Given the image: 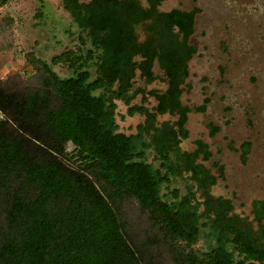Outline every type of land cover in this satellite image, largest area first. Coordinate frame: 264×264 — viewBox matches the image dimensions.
Masks as SVG:
<instances>
[{"label":"trees","instance_id":"1","mask_svg":"<svg viewBox=\"0 0 264 264\" xmlns=\"http://www.w3.org/2000/svg\"><path fill=\"white\" fill-rule=\"evenodd\" d=\"M163 1L61 0L89 41L85 56L51 58L68 76L32 59L30 83L0 80V264H264V245L235 229L231 201L196 196L216 184L207 145L181 149L199 9ZM155 65L166 89L151 93L152 110L131 106L137 73L152 83ZM116 101L144 117L135 133L119 131ZM165 115L176 119L158 122ZM240 150L244 162L250 144ZM180 182L184 193L162 194ZM255 215L264 221L263 202Z\"/></svg>","mask_w":264,"mask_h":264},{"label":"rangeland","instance_id":"2","mask_svg":"<svg viewBox=\"0 0 264 264\" xmlns=\"http://www.w3.org/2000/svg\"><path fill=\"white\" fill-rule=\"evenodd\" d=\"M194 8L199 12L190 44L196 53L181 96L190 109L188 138L182 140L181 149L194 151L197 141L207 145L210 157L203 163L216 184L199 189L197 198L209 194L229 199L235 229L253 234L264 245V221L255 215V206L264 203V0H165L160 5L165 11ZM137 34L142 40V28ZM87 48L89 41L61 0H7L0 7V80L10 88L30 83L32 59L37 64L43 61L61 77L68 76V64L52 65L51 58L66 51L85 56ZM152 71L155 79L149 84L137 73L131 106L148 110L156 106L151 93L163 92L166 82L157 65ZM116 105L119 131L135 133L144 117L129 116L122 101ZM175 119L159 116L158 122ZM244 143L250 144V150L243 162ZM173 188L185 192L180 182L169 190L163 188L162 194L171 197L168 191ZM198 245L208 246L203 238Z\"/></svg>","mask_w":264,"mask_h":264},{"label":"flooded vegetation","instance_id":"3","mask_svg":"<svg viewBox=\"0 0 264 264\" xmlns=\"http://www.w3.org/2000/svg\"><path fill=\"white\" fill-rule=\"evenodd\" d=\"M192 10V9H191ZM197 15V14H196ZM196 15H195V18H196ZM192 37V36H191ZM195 47V46H194Z\"/></svg>","mask_w":264,"mask_h":264}]
</instances>
